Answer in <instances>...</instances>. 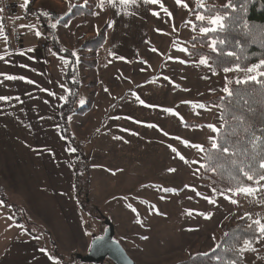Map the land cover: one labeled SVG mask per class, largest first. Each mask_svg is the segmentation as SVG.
I'll return each instance as SVG.
<instances>
[{"label":"rangeland","instance_id":"obj_1","mask_svg":"<svg viewBox=\"0 0 264 264\" xmlns=\"http://www.w3.org/2000/svg\"><path fill=\"white\" fill-rule=\"evenodd\" d=\"M215 2L224 3L225 0ZM204 3L205 0H179V3L177 0H157L153 4L136 0L135 3L123 4L124 19L115 23L125 26L128 23L138 29L135 35H139L142 46L132 56L125 54L128 50L121 44L100 55L99 49L93 58L99 61L97 69L84 66V60L90 58L83 49V43L95 37L100 30L84 40L75 36L70 49L55 36L60 46L70 51L77 68L80 85L75 107L89 106L85 113H70L67 117L68 133L72 137L71 143L67 144L72 172L73 155L76 154L75 159L83 161L81 167L86 170L81 174V181L85 180L86 173L89 178L87 191L90 205L85 204L87 209L82 210L76 202L86 235L83 240L86 241L75 244L62 217L59 224L61 236L53 230L59 237L55 240L42 225L41 219L40 222H32L31 216L22 211L25 209L27 212V204L30 206L33 201V207L40 205V210L50 209L52 214V210L56 209L53 206L56 200L36 150L28 146L30 136L24 134L19 144L10 134L6 119L18 113L15 105H8L11 101L5 106L6 116H0V125L4 124L3 128L0 127V152L3 153L1 159L6 175L5 166L13 174V179L9 181L17 195L3 192L2 188L6 190L3 185L6 187V184L0 181V197L10 206L4 207L6 210L0 207V235L5 236L10 218L17 216L21 226L18 228L34 235L43 248L54 249L62 256L60 261L82 264L76 254H87L91 240L103 234L106 228L103 217H106L113 224L114 238L135 264H178L189 254L211 249L219 238L223 224L233 223L243 216L264 224V180L256 183L253 188H259V191L251 196L243 193L233 195L236 191L222 194L211 190L198 179L201 150L183 143L187 140L191 145H211L209 138H214L216 132L208 125L219 128V109L205 102L226 94L223 89L226 86L229 88L231 81L244 80L248 75L256 74L255 71L249 73V67H230L227 73L222 70L213 74L209 63V66L202 65L200 58H190L188 51H184L188 48L187 40L202 34L201 27L194 25L198 21L197 16L202 15L192 10ZM15 11L20 10L13 3V15ZM216 17L220 16L204 18L211 24L210 29L218 26L211 23ZM9 29L12 44L21 46L22 39L13 30L11 21ZM127 42L134 49L138 46L130 38ZM42 44L45 54L47 43L43 40L39 46L41 56ZM153 48L158 51H151ZM49 51L51 58L65 62V76L68 61L52 47ZM62 82L61 90L67 96L69 86L65 78ZM140 100L145 103L141 104ZM169 108L179 115L167 112ZM190 122L196 124L188 125ZM73 148L75 152L69 150ZM177 152L186 160H181ZM15 173H18L17 178ZM38 183L40 190L35 192L33 187H38ZM74 188L72 182L73 198ZM166 188L174 191H165ZM39 192L40 202L34 201ZM229 197L237 203H232ZM78 199L84 200V196ZM241 253L244 264H264V235L253 243H243ZM98 264L114 263L105 259Z\"/></svg>","mask_w":264,"mask_h":264},{"label":"crops","instance_id":"obj_2","mask_svg":"<svg viewBox=\"0 0 264 264\" xmlns=\"http://www.w3.org/2000/svg\"><path fill=\"white\" fill-rule=\"evenodd\" d=\"M11 1L16 5V9L20 10L19 12L15 11L10 21L13 30L20 35L22 45L13 48L3 35H0V57H3L0 59V73L17 77L23 76L26 79L8 80L6 76H0V96L9 97L6 103L0 101V116H6L5 106L10 101L8 105H15L18 108V113H14L6 119L7 127L11 136L19 144L24 134L30 136L29 141L26 139L28 146H32L36 150L40 165L48 175L46 177L56 200V204H53L56 209L52 210V214L50 209L40 210V205L33 207V201L30 203L31 209L26 203L27 212L25 209L22 211L31 216L29 218L32 219V222L37 223L41 219L42 225L46 227V230H49H47L49 235L53 236L55 240L59 237L54 231L61 236L59 224L62 217L68 226L70 239L74 240L75 244H81L86 241L83 240L86 235L82 229L83 226H81V217L77 211L78 205L72 194V162L59 116V104L66 98V92L61 90V84H64L62 78L64 81L66 64L59 58L50 57L49 42L44 37L48 30L46 27L52 29L62 45L70 49L75 36L79 37V40L88 39L93 37L103 25H106L105 42L99 50V55L105 50L108 52L114 45L118 48L121 44L123 48H127L128 52L125 51V54L128 56L134 55V52L142 46L138 39L139 35H135V31L138 29H134L128 23L127 26L115 23V21L124 19L123 4L120 3V0H94V12L85 18V23H81L82 18H74L67 25L57 23V17L67 14L72 5L82 2V0H32L31 7L39 8L41 14L39 17L25 13V0ZM20 5L21 7H19ZM37 32L40 33L39 36L36 35ZM120 32L121 35H119ZM119 36L120 38L116 40ZM128 38L138 45L136 49L127 42ZM43 40L47 44L45 54L41 56L39 46ZM98 66L99 61L97 60L96 69ZM28 81H32V83ZM17 97L19 99H16ZM103 117L104 110L101 118L102 123ZM0 127L3 128L4 124H1ZM1 158H3L2 152H0V181H3L8 188L3 185L6 190L3 188L2 190L17 195L10 182L13 179V174L5 166L8 176L6 175ZM91 165L94 166V164ZM17 176L18 173L16 178ZM33 188L35 192L39 191V183L38 187ZM33 199L40 202V192ZM0 204L4 210L8 207L1 200ZM10 220V224L6 226L5 236L0 235V264H62L54 258L47 247L43 248L40 240L34 235L20 230L21 226L14 217ZM9 227L12 233L9 232Z\"/></svg>","mask_w":264,"mask_h":264},{"label":"trees","instance_id":"obj_3","mask_svg":"<svg viewBox=\"0 0 264 264\" xmlns=\"http://www.w3.org/2000/svg\"><path fill=\"white\" fill-rule=\"evenodd\" d=\"M229 2H231L232 6L226 7ZM31 3L32 0H28V3H26L25 13L39 17L41 15L38 10L39 8H32ZM94 9L95 3L93 0H84L82 3L72 5L69 12L64 16L57 17V23L67 25L72 19L77 17L82 18L81 22L85 23V18L91 16ZM192 12L200 13L204 18H212L216 15L223 17L224 19L221 22L224 24V28L221 30L217 26L215 31H211V24L205 19L195 21L194 25L196 27H207L210 31L195 35L187 40V50L190 58L205 56L213 72L222 71L224 67H235L237 64L240 66L239 68H247L264 59V0H225L224 3H216L215 0H205L204 5L197 6ZM245 23L248 25L247 28L244 26ZM46 28L48 30L44 37L48 40L49 46L68 61L64 78L65 82H67L66 85L69 86V92L67 93L66 100L59 105V116L66 141L67 143H71L72 137L68 133L67 117L70 113L83 114L89 106L75 107L77 89L80 82L76 65L73 62L74 59L71 57L69 50L60 46L53 30L49 29V27ZM106 29L107 26L103 25L95 37L83 43V49H86L88 52L86 55L90 58V60H84V66L88 69H95L97 67V62L93 58L105 42ZM213 40L217 41L215 51L209 47ZM220 40H223L225 43L220 44ZM228 53H232V55H228ZM259 70L264 71V66ZM258 79L264 81V77H258ZM229 89L238 91L233 96L224 94L212 97L205 103L216 105L219 109L220 126L218 130H221V126L223 125L222 131L225 134L233 131L238 133L231 137L234 147L230 149L228 154H223L224 160L222 162L229 164L230 170H221V176L216 171L201 167L202 164L207 163L205 157L208 150H211V145H203L205 151H201V163L197 172L198 179L203 186L211 190L215 189L214 191L220 193L228 192L229 189L236 191L240 187H254L256 185V181H248L238 171V168L231 167L229 162L232 160L243 162L244 164H252L257 172L256 180H259L260 174H264V169L259 167L261 159H264V146H261L260 142H257L255 147L251 143H240L239 148L246 152V156L232 154L237 150V142L245 138V127L252 126L256 129L255 133L249 129L247 133L249 137L260 135L259 129L264 126V94H262L264 93V89L254 81H250L247 84H237L231 81ZM249 95H251V99L254 101V104L251 106L255 108V112L248 117V124H243L240 122L239 117L246 112V109L243 107V98ZM193 124L196 123L190 122L188 125ZM215 137H217V132ZM217 142L220 143L218 140ZM73 144L72 140V147L75 145ZM75 156L76 154L73 155L74 196L80 208L86 210V205L89 204L87 191L89 178L86 173L85 180L82 179L81 181V174H84L86 170L85 167H81L83 161L79 162L78 158L75 159ZM77 165L78 168L76 167ZM232 177H238L239 182L232 179ZM79 196H84V200L78 199ZM0 200L6 205L2 197H0ZM6 206L10 207L9 205ZM14 207L12 205L13 212L16 213ZM15 220L20 223V219L17 216ZM258 227L259 225L254 224V221L250 220L248 216L237 218L233 223L223 224L219 238L211 249L206 252L189 254L188 257L178 262V264H244L241 247L245 241L253 243L264 235L257 232L256 229ZM51 254L59 261L62 258L54 249L51 250ZM60 262L67 264V262Z\"/></svg>","mask_w":264,"mask_h":264},{"label":"snow or ice","instance_id":"obj_4","mask_svg":"<svg viewBox=\"0 0 264 264\" xmlns=\"http://www.w3.org/2000/svg\"><path fill=\"white\" fill-rule=\"evenodd\" d=\"M135 2H136V0H120L121 4H129V3H135ZM144 2L145 3L151 2V3L155 4L157 2V0H144ZM25 3H28V0H25ZM177 3H179V0H177ZM231 6H232L231 2H229L228 5H226V7H231ZM153 14L154 15H158V13H155V12ZM197 19L198 20H203L204 17L198 15ZM223 19H224L223 17H216L215 19H213L211 21V23L213 25H218L219 28L221 30H223L224 24L221 22ZM244 26H245V28H247L248 27L247 23H245ZM52 27H55V25H52ZM215 30H216L215 28L211 29V31H215ZM157 31H160V30L157 29ZM209 31H210V29L207 28V27H201L200 28V32L201 33H207ZM3 32H4V29H3L2 26H0V35H3ZM36 35L39 36L40 33L37 32ZM219 43L220 44H224L225 42L223 40H220ZM216 44H217V41L213 40L211 42V44L209 45V47H211L212 50L215 51L216 50V48H215ZM29 51H31V49H29ZM151 51L156 52L158 50L153 48V49H151ZM184 51H188V50L184 49ZM72 55L75 56L76 53L73 51ZM228 55H232V53H228ZM0 59H3V57H0ZM121 59H125V58L121 57ZM180 62L181 63H186V61H180ZM199 63L202 64V65L209 66L208 65V59L205 56H203V55L201 56ZM262 66H264V59L259 60L258 64L251 65L247 69V71L249 73H252V72L255 71L256 72L255 75H248L246 77V79L237 80L236 83L237 84H247L250 81H254L257 84H260L261 88L264 89V81H261L260 79H258V77H264V71H259V69ZM239 67L240 66L238 64L235 66L236 69H239ZM223 71L225 73H227V72L230 71V69L228 67H224ZM213 74H215V72ZM0 76H6V78L8 80H16V79L25 80L26 79L23 76L17 77V76H14V75H7V74H4V73H0ZM165 79H170V77H165ZM28 82L32 83V81H28ZM106 91H107V89H106ZM223 91L227 95L233 96L238 90H232V89H229L226 86L223 89ZM262 94H264V93H262ZM61 98H63V97H61ZM8 99H9V97H7V96H0V101H7ZM16 99H19V97H17ZM137 99H139V96H137ZM221 99H223V98H221ZM80 103L83 104L84 101L81 100ZM140 103L144 104L145 101L144 100H140ZM184 103H192V102L185 101ZM253 104H254V101L251 99V95H249L248 97H244L243 98V107L246 109V112L241 114V116L239 117L241 123L248 124V117L251 114H254V112H255V108L251 106ZM201 107H202V105H201ZM166 111L169 112V113H174V110L171 109V108L166 109ZM174 114L175 115H179L178 113H174ZM149 126H151V125H149ZM156 127H159V126H156ZM208 127L211 128L214 132H217V137H214V138L210 137L209 138L210 140H212L211 150H208L207 155L205 157L207 163L202 164L201 167L208 168L211 171H216L218 175L222 176V171L221 170H223V171H229L230 170L229 169V164H226V163L222 162L224 160V155L223 154H228L230 152V149L234 147L232 142H231V137L233 135H237L238 133L236 131H233V132L225 134L222 131V129L224 127L223 125L221 126V130H218L215 125H208ZM249 129H251V131L253 133H255V131H256V129L254 127H252V126L244 128V132L246 134L245 138L242 141H238L237 142V146H236L237 150L232 153L233 155L239 154V155H245L246 156V152L239 148V144L240 143H244V144L251 143L255 147L257 142H260L261 146H264V126H262L259 129L260 135H253L252 137H249L247 135V133L249 132ZM175 139H181V138L175 137ZM217 140L220 141V143H218ZM183 143H184L185 146H192V147L198 148L201 151H205V149L203 148L202 145H191V142L187 141V140H184ZM169 147H172V146L170 145ZM69 150L72 151V152L76 151V149H74V148L73 149H69ZM172 150L174 152L177 151L175 148H172ZM177 155L179 156V158L181 160H186V158L183 155L179 154L178 152H177ZM229 163H230L232 168H238V171L240 173H242L243 176L246 177L248 181H256V183H258L259 180H264V174H260L259 175V180H256L257 172H256V169L254 168V166L252 164H244L243 162H238L236 160H232ZM259 167L261 169H264V159H261V163H260ZM246 168H247V170H245ZM169 171H173L174 172L175 169H169ZM232 179H235V180H237V182H239V178L238 177H232ZM185 187H189V186L186 185ZM165 191H174V189H167L166 188ZM229 191H231V189H229ZM257 191H259V188H253V187H250V186L240 187V188H237L236 192H233V195H236L238 193H243L245 195L251 196V195H254V193L257 192ZM229 199L231 200L230 197H229ZM231 202L232 203H237V201H235V200H231ZM245 215H247V213ZM205 218H208L206 214H205ZM254 224L259 225V227L256 229L257 232H259L261 234H264V224H261L259 220L254 221ZM250 227H251V225H250ZM144 238L146 239L147 237H144ZM245 244H248V241H245ZM42 251H43V249H42Z\"/></svg>","mask_w":264,"mask_h":264},{"label":"water","instance_id":"obj_5","mask_svg":"<svg viewBox=\"0 0 264 264\" xmlns=\"http://www.w3.org/2000/svg\"><path fill=\"white\" fill-rule=\"evenodd\" d=\"M103 220L106 226L103 234L91 240L87 254H76L78 260L81 263L98 264L108 259L114 264H135L123 246L114 238V227L111 221L106 217H103Z\"/></svg>","mask_w":264,"mask_h":264},{"label":"built area","instance_id":"obj_6","mask_svg":"<svg viewBox=\"0 0 264 264\" xmlns=\"http://www.w3.org/2000/svg\"><path fill=\"white\" fill-rule=\"evenodd\" d=\"M13 15V3L10 0H0V25L3 27V37L7 39L13 48L18 47L12 44L11 31L9 29L10 18ZM42 55H44V44L41 45Z\"/></svg>","mask_w":264,"mask_h":264}]
</instances>
